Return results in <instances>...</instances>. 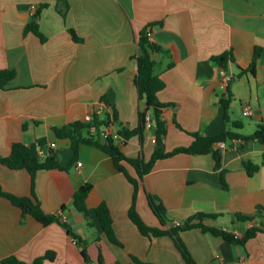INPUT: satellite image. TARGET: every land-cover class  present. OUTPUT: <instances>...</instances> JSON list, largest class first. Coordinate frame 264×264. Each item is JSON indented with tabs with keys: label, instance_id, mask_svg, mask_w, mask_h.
I'll return each instance as SVG.
<instances>
[{
	"label": "crops",
	"instance_id": "1",
	"mask_svg": "<svg viewBox=\"0 0 264 264\" xmlns=\"http://www.w3.org/2000/svg\"><path fill=\"white\" fill-rule=\"evenodd\" d=\"M39 7L45 41L26 31ZM148 26L152 40L162 47L153 54L157 73L166 83L158 97L172 104L163 110L167 150L191 145L188 132L214 136L232 129L251 134L264 123V0H0V70L17 72L8 87L0 88V154L7 156L13 143L24 142L33 156L47 160L57 155L66 165L74 156L71 141L59 138L54 128L84 120L101 104L110 112L116 108L121 121L137 127L143 102L135 84L134 56L139 33ZM70 29L82 40H76ZM257 48L261 54L255 72L243 71L250 68ZM227 52L233 58L224 68L213 57ZM229 97L226 119L221 100ZM246 104L253 110L251 116L243 114ZM240 114L251 117L254 123L249 127L256 129L249 131ZM41 140L53 155L44 154ZM220 149V169L213 153H178L158 160L138 191L137 209L144 221L161 226L148 201L150 192L162 199L171 220L185 221L199 212L217 214L203 223L239 236L264 223V143L233 139ZM122 150L129 157L150 160L155 151L153 129H146L143 138L133 136ZM245 160L260 169L249 175ZM128 170L136 175L132 166ZM0 183L16 195L32 194L27 169H11L0 162ZM86 183L93 184L86 199L92 225L73 204L74 193ZM35 193L45 212L60 215L86 241L93 264L100 251L104 264H136L133 256L155 264H186L173 237L145 236L132 222L134 185L96 146L81 144L69 170H39ZM102 202L111 210L122 246L110 242L96 218ZM258 211L263 214L254 221L236 216ZM181 238L197 264H264V233L244 246L199 228L182 231ZM83 242L62 224L44 225L0 197V264L10 255L31 262L48 250L56 251L57 257L44 264H88Z\"/></svg>",
	"mask_w": 264,
	"mask_h": 264
},
{
	"label": "trees",
	"instance_id": "2",
	"mask_svg": "<svg viewBox=\"0 0 264 264\" xmlns=\"http://www.w3.org/2000/svg\"><path fill=\"white\" fill-rule=\"evenodd\" d=\"M47 5V4H44ZM65 16V11H62ZM40 17V7L33 15V20L26 27V31H33L40 37L42 41L47 38L39 29L38 19ZM72 36L76 40H82L74 29H70ZM152 33V26L140 31L138 36V49L134 56L138 63V73L135 77V84L138 88L140 100L143 105L139 109V123L135 128L129 127L126 123L120 120L117 109L114 108L112 112L105 110L102 114L94 113L93 120L86 122L84 120L75 121L66 124L63 127H55L54 130L57 136L61 139H69L71 146L74 151L73 158L66 164L63 165L58 159L57 155L49 157L47 160L33 156L30 147L24 142H15L12 145L11 152L7 156L0 154V162L11 169H27L31 175L32 181V194L30 196H20L9 191H6L0 183V197L9 199L14 205L20 207L24 214H31L39 222L44 225H49L54 222H58L67 228L68 233L71 236L78 238V242L82 243L85 241L81 236L77 235L72 227L61 220V216L55 213H47L43 210L41 203L39 202L35 193V179L39 170L43 169H61L69 170L75 161H77L79 148L81 144H88L96 146L109 154L116 168L122 172L127 179L134 185L133 201L129 209V217L132 222L137 226L139 231L148 237H159L169 235L174 238L177 248L180 250L186 264H197L186 244L181 238V232L194 228H199L204 232H210L214 235L223 237L224 239L240 244L244 246L246 242L255 237L259 233H264V223L254 224L249 227L244 235L239 236L235 233L223 230L215 226H209L203 223L206 218H216L217 214H208L205 212H199L185 221H182L180 225H172V221L167 214L166 206L162 199L155 194L147 192L148 201L155 215L159 218L161 226L155 227L148 225L137 209V197L140 189L141 182L144 177L149 173L156 162L160 159L171 157L178 153L188 154H206L213 153L216 160V168H221L222 152L216 145L220 142H230L233 139L238 140H250L258 139L264 143V123L259 124L255 132L251 134H243L232 129L226 130L223 133L214 136H205L198 132H188L181 124L176 120V125L188 132L193 136V142L189 146H179L172 150L166 149L165 138L167 136V124L163 117L164 108L172 105L160 101L158 94L166 86L164 79L157 73V61L153 58V54L162 51V47L155 43L150 38ZM261 54V49L257 48L254 54L253 62L249 69L243 71L255 72L256 64ZM232 57L230 52L222 55L214 56L221 66L226 68L228 60ZM233 58V57H232ZM233 60V59H231ZM17 76V72L14 69H2L0 70V88L8 87L9 83L14 80ZM108 105L110 101L107 98L102 99ZM222 105L225 109V117L229 119L230 115V104L231 97L221 100ZM149 119L153 121L152 129L155 135V151L150 160H145L143 157H129L123 150L122 145L126 144L133 136H140L143 138L146 129H148ZM238 124L237 121L234 122ZM95 126L97 131L91 132V128ZM101 136V138H100ZM40 144L45 145V140H41ZM264 163V160H263ZM128 165L132 166L136 175L130 174ZM244 165L249 175L255 174L259 169L260 165L254 163L251 160H245ZM221 178L224 181V185L227 187L225 182V173L221 170ZM93 188V184L86 183L76 190L73 196V204L78 211L82 212L88 224L92 225V213L87 205L86 199ZM263 213L258 211L255 215H236L239 220L248 222L254 221L260 217ZM96 218L100 223L105 235L110 242L122 246L123 243L116 235L114 230V221L111 210L106 202H102L95 211ZM86 243V241H85ZM82 254L88 264H93L88 253L87 245L84 246ZM57 257V252L54 250H48L44 254L38 256L33 261L28 262L20 259L16 255H10L2 259L3 264H44L46 260L54 261ZM133 260L136 264H155L152 262H146L140 258L133 256ZM97 264H104L103 254L100 251L99 260Z\"/></svg>",
	"mask_w": 264,
	"mask_h": 264
},
{
	"label": "built area",
	"instance_id": "3",
	"mask_svg": "<svg viewBox=\"0 0 264 264\" xmlns=\"http://www.w3.org/2000/svg\"><path fill=\"white\" fill-rule=\"evenodd\" d=\"M149 35H150V38L152 39V33H150ZM222 75L224 77L225 83L228 84V77L226 76V71L225 70L222 71ZM104 111H105V104L98 105V107L95 109V111H93V112L88 113L87 115H85L84 121L91 122L93 120L94 113L102 114ZM243 114L245 116H251L253 114V110H252V108H251L250 105L246 104L244 106V108H243ZM152 126H153V121L149 119L148 128H152ZM96 131H97L96 127L93 126L91 128V132L92 133H95ZM52 146L55 147L56 144L55 143H52ZM222 146H225V142H220V143H218L216 145V147H219V148L222 147ZM82 164L83 163L81 161L78 162V165L79 166H82ZM180 224H182V221H180V220H173L172 221V225H174V226L175 225H180ZM217 264H220V263H217Z\"/></svg>",
	"mask_w": 264,
	"mask_h": 264
},
{
	"label": "rangeland",
	"instance_id": "4",
	"mask_svg": "<svg viewBox=\"0 0 264 264\" xmlns=\"http://www.w3.org/2000/svg\"><path fill=\"white\" fill-rule=\"evenodd\" d=\"M240 117H242L244 120H245V122H246V126L249 128V131L250 130H255L256 129V127H255V125H254V127H249V122H253L252 120V118L251 117H245V116H242L241 114H240ZM254 123V122H253Z\"/></svg>",
	"mask_w": 264,
	"mask_h": 264
},
{
	"label": "water",
	"instance_id": "5",
	"mask_svg": "<svg viewBox=\"0 0 264 264\" xmlns=\"http://www.w3.org/2000/svg\"><path fill=\"white\" fill-rule=\"evenodd\" d=\"M44 154L51 156L54 154V150L51 147H49L48 145H45L44 146ZM83 246H84V242H83Z\"/></svg>",
	"mask_w": 264,
	"mask_h": 264
}]
</instances>
